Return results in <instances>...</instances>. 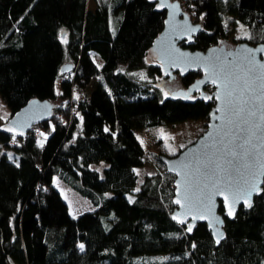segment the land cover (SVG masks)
Here are the masks:
<instances>
[{
	"label": "trees",
	"instance_id": "1",
	"mask_svg": "<svg viewBox=\"0 0 264 264\" xmlns=\"http://www.w3.org/2000/svg\"><path fill=\"white\" fill-rule=\"evenodd\" d=\"M179 1L203 27L184 48L226 45L239 24L250 34L236 43H264V0ZM166 16L152 0H0V97L12 115L48 95L55 67L73 65L52 120L25 137L0 130V264H264V186L216 242L206 224L173 220L176 176L162 155L139 184L136 131L208 121L216 105L214 87L164 97L156 84L169 79L149 56ZM201 75L180 77L184 88ZM39 132L49 135L41 144ZM102 161L103 172L91 167ZM55 177L94 209L72 216Z\"/></svg>",
	"mask_w": 264,
	"mask_h": 264
},
{
	"label": "water",
	"instance_id": "2",
	"mask_svg": "<svg viewBox=\"0 0 264 264\" xmlns=\"http://www.w3.org/2000/svg\"><path fill=\"white\" fill-rule=\"evenodd\" d=\"M152 1L167 16L149 56L170 79L202 73L187 88L173 91L171 97L203 96L211 86L216 101L204 134L175 156H161L168 172L176 176L171 216L180 225L192 226V230L200 223L206 224L214 240L221 242L226 238V218L234 220L242 207L251 209L263 192L264 69L260 65H264V43L242 41L234 48L216 44L207 50L184 48L181 43L194 41L203 31L202 25L193 22L179 0ZM65 35L63 32L62 39ZM72 69L73 65L67 63L61 72L66 74ZM213 69L220 76L217 83L212 82ZM54 108L50 99L36 97L0 130L25 137L35 125L52 120ZM253 184L259 191L249 197Z\"/></svg>",
	"mask_w": 264,
	"mask_h": 264
},
{
	"label": "rangeland",
	"instance_id": "3",
	"mask_svg": "<svg viewBox=\"0 0 264 264\" xmlns=\"http://www.w3.org/2000/svg\"><path fill=\"white\" fill-rule=\"evenodd\" d=\"M184 7V5H183ZM249 29L243 25L239 24L237 28L233 29L229 40L226 42V46L228 48H234L238 43L241 37L249 36ZM151 58V57H150ZM71 63L69 61L63 62L64 64ZM61 66V67H62ZM64 75L61 72V68L59 71V67L54 68L51 80H50V89L46 91L48 93L47 96H39L41 98L50 99L52 96L56 95L58 98L56 100H51L54 106H58L63 102L61 98L62 94V81ZM148 79V78H147ZM157 85L163 91L164 97L169 96L173 91L178 90L180 88H184L182 80L178 75L174 79L161 78L156 82ZM85 91L75 93V100L80 99L82 96L84 97ZM74 100V102H75ZM66 104V103H65ZM71 105V104H70ZM69 106V104H68ZM72 114L74 111L70 110ZM11 111L0 97V129L10 118ZM80 127V124H79ZM207 130V120H186L181 123H177L175 125H161L153 128H145L136 131V135L143 145L146 152V163L145 166L136 170L139 176V184L144 181L146 175H152L159 171V166L157 164V155H166L173 156L181 152L184 148L194 143L204 132ZM163 133V134H162ZM38 135L40 144L49 136L44 132H39ZM42 139V140H41ZM183 145V147H181ZM108 166L105 161L100 163L92 164L91 167L93 169H97L101 172ZM54 184L56 188L60 191L63 198L67 201L70 207V213L72 216L77 217L80 214L94 209L93 203L87 199L82 197L78 192L69 187L64 181L55 177ZM111 192L107 193L110 195Z\"/></svg>",
	"mask_w": 264,
	"mask_h": 264
},
{
	"label": "snow or ice",
	"instance_id": "4",
	"mask_svg": "<svg viewBox=\"0 0 264 264\" xmlns=\"http://www.w3.org/2000/svg\"><path fill=\"white\" fill-rule=\"evenodd\" d=\"M193 31H195V29H192ZM260 68L261 69H264V65H260ZM213 76L215 77V78H212V82L213 83H217V81L220 79V76L216 73V70L215 69H213ZM211 78V77H210ZM225 87H227V85H225ZM229 95H230V93H229ZM206 99H211V97H205ZM221 97L218 95L217 96V99H220ZM9 130H11V129H9ZM163 134V133H162ZM181 147H183V145H181ZM139 189H137V191H138ZM253 191H259V189L256 187V185L255 184H253V186H252V189L247 193V195L250 197L251 196V194H252V192ZM225 199H227V197H225ZM175 203H177V204H180L181 203V201L180 200H176L175 201ZM251 205H250V203H249V207H250ZM229 214L231 215L232 213H231V211L229 212ZM181 223H183L184 221H180ZM192 230V226H189V228H188V231H191ZM83 246L81 245V248H82Z\"/></svg>",
	"mask_w": 264,
	"mask_h": 264
}]
</instances>
